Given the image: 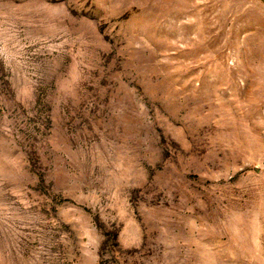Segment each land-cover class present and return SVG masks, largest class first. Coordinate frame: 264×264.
I'll return each mask as SVG.
<instances>
[{
	"label": "rangeland",
	"instance_id": "obj_1",
	"mask_svg": "<svg viewBox=\"0 0 264 264\" xmlns=\"http://www.w3.org/2000/svg\"><path fill=\"white\" fill-rule=\"evenodd\" d=\"M0 264H264V0H0Z\"/></svg>",
	"mask_w": 264,
	"mask_h": 264
}]
</instances>
